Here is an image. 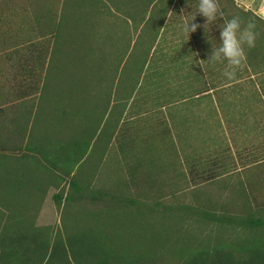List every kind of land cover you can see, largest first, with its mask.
Returning a JSON list of instances; mask_svg holds the SVG:
<instances>
[{
    "label": "trees",
    "instance_id": "16d2710c",
    "mask_svg": "<svg viewBox=\"0 0 264 264\" xmlns=\"http://www.w3.org/2000/svg\"><path fill=\"white\" fill-rule=\"evenodd\" d=\"M219 3L227 16L240 15L256 22L259 37L247 57L249 63L264 67V56L255 57L254 53L264 45V19L235 0ZM6 41L0 38L1 44ZM25 41L27 47L15 45L2 53L9 63L0 65V101L12 102L11 112L0 106V264H264V139L250 145L234 139L230 145L215 148V156L212 150L211 157L197 153L184 158L190 176L182 173L170 179L178 166L163 167L167 172L162 182L168 197L165 202L160 182L132 179L129 192H82L75 177L71 178L67 191L63 187V192L53 194L57 206L62 207L60 221L39 224L49 186L59 185L63 179L66 182L73 167L85 157L103 130L110 102L104 98L101 106L91 95L81 94L83 79H92L94 71L66 69L55 62L57 53H49L42 45L46 41L38 42V47L31 39ZM67 80L73 83L70 93L64 86ZM32 95L37 100L35 115L32 103L24 102ZM240 163L243 166L239 168ZM229 164L238 170L249 167L255 174L218 182L224 174L219 169H227ZM189 184L198 192H188V200H179L177 194ZM211 184L224 191L215 192ZM74 189L81 192H72ZM105 209L112 220L118 219L115 214L123 221L133 215L139 228L123 221H113L116 226L108 229L99 226L102 223L97 225ZM148 210L152 220L174 216L184 225L182 243L178 239L176 247L167 248L153 260L121 244V238L143 233ZM112 229L119 230L121 243L105 240ZM172 236L168 233L166 237Z\"/></svg>",
    "mask_w": 264,
    "mask_h": 264
},
{
    "label": "crops",
    "instance_id": "0c3cea01",
    "mask_svg": "<svg viewBox=\"0 0 264 264\" xmlns=\"http://www.w3.org/2000/svg\"><path fill=\"white\" fill-rule=\"evenodd\" d=\"M253 1L235 0L238 6L243 4L242 8L250 7L264 17V7H255ZM189 2L195 4V0ZM45 7L37 23L24 26L29 27L25 38H21L24 30L0 34L7 40L0 43V53L15 46L8 45L7 37L16 42L46 41L49 53L59 56L58 65L94 71L92 79H83L81 94L91 95L101 106L104 98L110 102L101 129L108 131V139L114 133L120 135V130L121 140L134 137L132 145L140 157L156 160L163 167L176 165L178 160L184 163V158L194 157L190 150L194 140L201 129L215 125L217 114L220 118L235 116L240 124V116L249 112L262 116L264 112V67L249 63L247 57L246 64L229 79L223 75V64L206 61L212 50L207 37L218 45L219 28L214 23L206 34L205 18L197 15L201 27L190 37L181 32L177 14L185 8L192 10L188 0H49ZM254 53L262 58V46ZM137 71H141L139 81ZM72 84L64 83L66 92L70 93ZM233 90L239 93L237 99ZM34 98L24 102L32 103L35 115ZM157 175L165 177L167 172L161 169Z\"/></svg>",
    "mask_w": 264,
    "mask_h": 264
},
{
    "label": "rangeland",
    "instance_id": "374dc122",
    "mask_svg": "<svg viewBox=\"0 0 264 264\" xmlns=\"http://www.w3.org/2000/svg\"><path fill=\"white\" fill-rule=\"evenodd\" d=\"M250 1L252 2V0ZM251 2H249V5ZM253 2L255 7H260L263 10L264 0H254ZM48 3L49 0H0V21H2V26H0V34H2V32L5 30L9 33V35H13L15 32L24 30L21 38H25V36L28 34L25 29H29V27L24 26H27L31 21L33 24L34 22L37 23L36 18L43 17L40 13L46 8L45 5H48ZM242 7L245 8L243 4ZM246 9L252 10L250 7H246ZM261 17L264 19L262 15ZM7 38L9 41L8 45H16V43L19 42H16L14 37ZM32 38L36 40H42L34 37ZM26 42L27 41H24L23 43L21 42L22 44L16 47L20 49L27 47L28 45H26ZM35 45L38 47L41 45V43H36ZM42 45L47 46V42L44 44L42 43ZM262 48L264 50V45H262ZM8 63V60L3 58L2 53H0V65L8 66ZM218 72L222 73V70H218ZM139 76H141V71H137L136 73V80L138 79V81ZM157 76H159V74H157ZM120 87L122 91L123 85H120ZM139 87L143 89L142 85ZM233 95L237 99L239 93L236 90H233ZM0 100H2V98ZM27 101L31 102L30 100ZM11 103L12 102L10 100L0 101V106L10 109L11 112ZM228 119H230V121H228ZM239 121L240 124L237 123L238 120L235 116L220 118L217 114L215 125L213 126L210 124L209 127L201 129L199 136L194 140V147L190 150H192L195 155L199 153L203 155L204 158H206L211 157L212 150L214 154L215 148H222L224 146L230 145L234 142V139H236L237 142L244 141L246 142V145H250L251 143H262L264 139V112H262V116L259 114L254 116L252 112H249L248 115L240 116ZM227 122H233L235 125H231V127L235 126V130L233 129L232 131L230 125ZM118 131L119 130H117V132ZM120 131V135L119 133H117V135L114 133L109 139L106 138L108 133L107 130L100 132L96 137V141H93L90 145V148L87 149L85 157L73 167L71 174L66 177V182L63 179L59 185H55L53 183L51 186H49L48 193L43 201L37 220L39 224H50L60 221L62 207L57 206L53 199V194L59 190H61L60 192H63V187L67 191L70 187L68 180L70 181L71 178L73 179L74 177L81 186L80 189L82 192H129L128 184L132 179L143 181L148 180L150 183L156 181L161 183L160 188L162 192H165L162 200L164 202L168 200V197L166 196V188L164 186L162 188V182L166 180V176L162 177L157 175L162 169L163 165L157 163L156 160L150 161L149 159L144 158V156L140 157L138 154L139 151H137V149H133L132 144L135 138L132 137L130 141H128V139L125 137L124 141H122L120 137L122 136L123 130ZM186 146L187 145H185V147ZM215 155L216 154H214V156ZM260 164L261 163L257 162L256 166H260ZM176 165L178 166V170L174 172L170 179H177V177L182 176V173L186 174L188 172V166L183 164L181 160H178ZM241 166H243V163H240L239 168ZM235 167L236 166L229 164L227 169L220 168L219 172L224 174H220L221 176H219L217 179L218 182H222L224 178L230 179L231 182H234L237 178L239 179L241 175L245 176L255 174H252V171L249 170V167L241 170H238L237 167ZM70 168L71 167L68 165V169ZM247 169L248 171H246ZM186 175L190 176V174ZM260 175L262 176V174ZM191 185L192 184L182 186V189L177 194V198L179 200H188V192H198V189L191 188ZM211 185L215 192L224 191V188L218 186L217 184ZM129 186L131 187V185ZM133 190L135 191L134 188ZM81 191L74 189L72 192ZM177 191L178 188L175 189V192ZM112 216L114 215L112 214ZM115 216H118V219L112 220L110 214H108L105 209L104 213H102L100 220L101 222L95 223L97 225L102 223L99 226H103L105 229H108V226L110 225L112 227L116 226V222L113 221H118L120 224L124 220L123 218L120 220L118 214H115ZM129 217L130 214L127 215V218ZM147 217V227H145L144 231H142L143 233H136L138 235L133 238H121V243L119 241V230L112 229L108 232L110 236L105 235V240L108 243H121L122 245L130 247L133 252L139 251L145 253L149 258H151V260H153V258L158 259L159 253L164 250L166 251L167 248L176 247L179 243L178 239L181 238L180 242L182 243L184 225L179 220H177L176 217L170 216L168 220L165 218L162 220L160 216H156V219H158V217L159 219L152 220L151 212L149 210L147 212ZM132 218L133 215L130 220L127 219L123 222H130L129 224H133V227H137L139 224L138 219L133 220ZM132 220L134 222H132ZM168 233L173 235L172 239L166 237Z\"/></svg>",
    "mask_w": 264,
    "mask_h": 264
},
{
    "label": "clouds",
    "instance_id": "9594fccd",
    "mask_svg": "<svg viewBox=\"0 0 264 264\" xmlns=\"http://www.w3.org/2000/svg\"><path fill=\"white\" fill-rule=\"evenodd\" d=\"M188 4L191 11L185 8L181 13H176L180 18V31L189 37L192 32L197 31L201 27V24L196 22L197 15L205 18L203 29L206 34L208 27L216 23L219 28V44H214L213 38L207 37L212 44V50L206 61L223 64V75L229 79L233 78L236 71L246 64L248 50L256 46L259 37L256 22L252 19L245 20L240 15L227 16L221 9L219 0H195L194 5L188 0ZM199 61L201 60L196 62Z\"/></svg>",
    "mask_w": 264,
    "mask_h": 264
}]
</instances>
